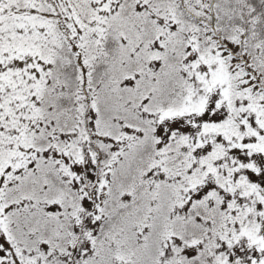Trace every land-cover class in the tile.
Wrapping results in <instances>:
<instances>
[{"label":"snow or ice","instance_id":"1","mask_svg":"<svg viewBox=\"0 0 264 264\" xmlns=\"http://www.w3.org/2000/svg\"><path fill=\"white\" fill-rule=\"evenodd\" d=\"M0 264H264V0H0Z\"/></svg>","mask_w":264,"mask_h":264}]
</instances>
